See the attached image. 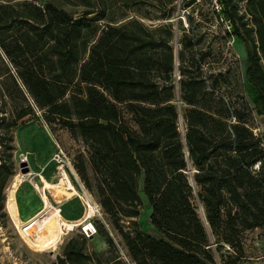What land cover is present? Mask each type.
<instances>
[{
    "label": "trees",
    "instance_id": "trees-1",
    "mask_svg": "<svg viewBox=\"0 0 264 264\" xmlns=\"http://www.w3.org/2000/svg\"><path fill=\"white\" fill-rule=\"evenodd\" d=\"M216 1L231 27L225 36L245 45L246 83L264 117V0ZM67 6L83 10L74 17ZM174 12V0H0L2 216L14 131L40 112L84 144L94 188L81 157L77 174L135 264H218L212 245L232 250L220 264H243L242 233L264 228V138L229 100V72L203 69L209 53L199 49L191 16L174 52ZM140 181L161 238L133 220ZM85 247L83 235L69 239L57 264H102Z\"/></svg>",
    "mask_w": 264,
    "mask_h": 264
},
{
    "label": "rangeland",
    "instance_id": "rangeland-1",
    "mask_svg": "<svg viewBox=\"0 0 264 264\" xmlns=\"http://www.w3.org/2000/svg\"><path fill=\"white\" fill-rule=\"evenodd\" d=\"M186 3V0H174L175 12L168 21L173 26L174 38L171 44L174 52L176 53L180 48L179 41L182 29L189 31L187 16H191L195 33L201 37L199 49L209 53L205 58L203 69L208 74L229 72L232 78L231 86L227 89L229 100L235 108L245 114L248 120L247 125L253 134L264 138V117L257 115L253 109L254 93L247 85L245 79L247 51L244 43L237 37L228 38L225 36L226 31H231V27L227 26V22H222L218 18V10L215 8L214 0H196L193 5L188 7ZM244 3V1L240 2V7ZM65 9L74 17L80 15L83 10L82 7L71 6H67ZM143 10L149 9L148 7H143ZM240 11H242V8ZM132 14L130 13V15ZM143 22L148 26L160 23L148 20H143ZM177 66L178 63L175 62L174 77L176 80ZM183 129V123L180 120L179 131L183 133ZM14 146L15 175L11 178L5 190V215L2 216L0 214V264H57L56 258L60 255L65 243L69 239L77 238L80 235L86 238L85 253L87 255L97 257L102 264H125L121 259V252L127 254V251L121 237L111 225L108 216L104 214L93 191L85 186L77 174L75 164L81 157L87 164L89 181L92 189L94 188L92 173L87 163V150L84 144L73 137L67 129L46 123L41 113L36 112L34 116L25 118L22 124L14 131ZM58 149H61L72 163V168L68 170L67 177L70 178V172L73 171L74 179L72 178V184L76 194L50 189L51 192H46L48 202L51 206L60 210L59 213L66 221L78 222L85 217L89 213L86 202H89L93 208L95 205L98 206L100 215L95 214L90 219L80 222L81 224L71 231L63 229L62 233L54 240H51L49 245L37 248L32 245V240L37 237V234H42L39 233L42 231L35 232L32 227L40 217L38 214L42 210H39L44 207L40 196L42 188L38 182V176L41 173L44 174L49 168L52 173L51 182L60 183V186L63 185V182L59 181V176L52 161L53 154ZM22 163H25L26 166L21 167ZM25 169L28 171L22 173ZM18 175L26 176V179L18 185L15 191L17 214L25 222L23 226L15 225L6 205L9 186L14 177ZM39 178L42 181L45 180L41 175ZM139 187L142 206L139 217L133 220L137 222L143 232L155 238H161L159 231L149 221L151 208L142 193V181H140ZM194 203L198 204L196 200H194ZM121 223L126 228L129 221L123 219ZM86 225H91L95 230L91 237H87L83 231V226ZM101 231L107 232L112 239L113 246L111 248H108L100 234ZM241 241L244 251V259L241 262L243 264H264V228L243 232ZM214 247L215 245H212L218 264L228 254H233L232 250L227 246H223L219 252H216ZM89 264L98 263L93 261Z\"/></svg>",
    "mask_w": 264,
    "mask_h": 264
},
{
    "label": "bare ground",
    "instance_id": "bare-ground-1",
    "mask_svg": "<svg viewBox=\"0 0 264 264\" xmlns=\"http://www.w3.org/2000/svg\"><path fill=\"white\" fill-rule=\"evenodd\" d=\"M26 179V176L24 175H18L14 177L11 185L9 186L8 189V199H7V207L9 209V212L13 218V221L16 226H23L25 222L19 219L18 214H17V206H16V200H15V191L18 187V185ZM42 185L44 189H56L59 192H67V193H74L76 194V191L74 187L69 183V179L66 176L65 181H60L63 182L62 186L58 187H52L50 184L42 181ZM42 202H43V208L42 211L38 214L40 217L38 218L37 222L35 225L32 227V230L37 232V231H42L39 233L42 234H37V237L32 240V245L37 247V248H43L51 242V240H54L55 238L58 237L60 233H62L63 229H66L68 231L73 230L75 227H78L81 223L80 222H70L66 221L62 218L61 214L59 211L51 206L46 198L45 195H42ZM92 216L91 211L85 216L84 220L89 219ZM44 231V233H43ZM34 232V233H35Z\"/></svg>",
    "mask_w": 264,
    "mask_h": 264
},
{
    "label": "built area",
    "instance_id": "built-area-1",
    "mask_svg": "<svg viewBox=\"0 0 264 264\" xmlns=\"http://www.w3.org/2000/svg\"><path fill=\"white\" fill-rule=\"evenodd\" d=\"M214 5L215 8L219 10V6L216 0H214ZM52 161L55 165L56 172L59 176V181L66 180L67 172L70 168H72V163L70 162L69 158L64 154V152L61 149H58L57 152L53 154ZM259 165H260L259 162L256 163L253 169L258 170ZM86 206L88 208V212L91 211L92 216H94L95 214L100 215V208L98 206L95 205L93 208L89 204V202H86ZM83 231L87 237H91L95 233V230L91 227V225L83 226ZM121 259L125 264H135L130 259V257L124 252H121Z\"/></svg>",
    "mask_w": 264,
    "mask_h": 264
},
{
    "label": "crops",
    "instance_id": "crops-1",
    "mask_svg": "<svg viewBox=\"0 0 264 264\" xmlns=\"http://www.w3.org/2000/svg\"><path fill=\"white\" fill-rule=\"evenodd\" d=\"M32 150V149H31ZM43 176L44 177V179L46 180V181H48V182H46L45 180V182L46 183H48V184H50V183H52L51 182V177H52V173H51V170L49 169V168H47V171L44 173V174H39V176ZM39 176H38V182H39V184H40V186H41V188H42V190H41V192H42V194L40 195L41 196V201H42V195H45L46 197H47V195H46V192L47 193H49V192H51L50 191V189H44L43 188V185H42V182H41V180H40V178H39ZM69 177L70 178H68L69 179V183L73 186V184H72V178L74 179V173H73V171H71L70 172V175H69ZM38 186V185H37ZM50 186H52L53 188L54 187H58V186H60V183L58 184V183H52V184H50ZM74 187V186H73ZM37 189H38V187H36ZM39 190V189H38ZM72 194V193H71ZM50 195V194H49ZM69 196H71V195H69ZM48 200V199H47ZM43 203V202H42ZM50 204V203H49ZM59 212H60V210L58 209V208H56ZM42 209H40L39 211H41ZM38 211V212H39ZM61 214V213H60ZM84 219H85V217H83L81 220H79L78 222H83L84 221Z\"/></svg>",
    "mask_w": 264,
    "mask_h": 264
},
{
    "label": "water",
    "instance_id": "water-1",
    "mask_svg": "<svg viewBox=\"0 0 264 264\" xmlns=\"http://www.w3.org/2000/svg\"><path fill=\"white\" fill-rule=\"evenodd\" d=\"M20 166H21V167H22V166H26V164H25V163H22ZM27 171H28V170L25 169V170L22 171V173H26ZM201 211H202V208H201ZM19 219H20V218H19ZM20 220H21V219H20ZM21 221H22V220H21Z\"/></svg>",
    "mask_w": 264,
    "mask_h": 264
}]
</instances>
